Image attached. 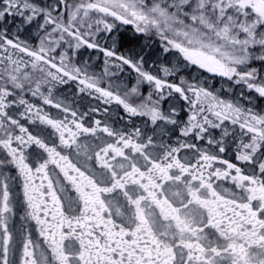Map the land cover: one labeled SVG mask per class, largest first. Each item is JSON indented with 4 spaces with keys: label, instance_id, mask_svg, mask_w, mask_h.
I'll list each match as a JSON object with an SVG mask.
<instances>
[{
    "label": "snow or ice",
    "instance_id": "obj_1",
    "mask_svg": "<svg viewBox=\"0 0 264 264\" xmlns=\"http://www.w3.org/2000/svg\"><path fill=\"white\" fill-rule=\"evenodd\" d=\"M0 264H264V0H0Z\"/></svg>",
    "mask_w": 264,
    "mask_h": 264
},
{
    "label": "flooded vegetation",
    "instance_id": "obj_2",
    "mask_svg": "<svg viewBox=\"0 0 264 264\" xmlns=\"http://www.w3.org/2000/svg\"><path fill=\"white\" fill-rule=\"evenodd\" d=\"M127 35H131V33L129 32ZM219 78H217V81H218ZM216 86L218 87L219 84L217 83Z\"/></svg>",
    "mask_w": 264,
    "mask_h": 264
}]
</instances>
